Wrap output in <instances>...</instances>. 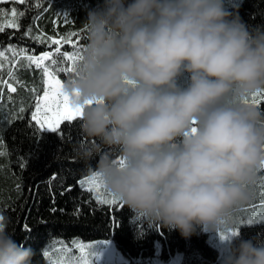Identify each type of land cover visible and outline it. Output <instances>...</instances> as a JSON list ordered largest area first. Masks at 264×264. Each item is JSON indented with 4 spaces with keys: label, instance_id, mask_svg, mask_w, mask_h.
<instances>
[{
    "label": "clouds",
    "instance_id": "9594fccd",
    "mask_svg": "<svg viewBox=\"0 0 264 264\" xmlns=\"http://www.w3.org/2000/svg\"><path fill=\"white\" fill-rule=\"evenodd\" d=\"M84 25L65 90L96 141L76 149L98 157L89 175L150 225L184 239L227 232L264 171V109L252 102L264 94V27L226 0H102ZM34 254L0 227V264ZM220 264H264V239L239 234Z\"/></svg>",
    "mask_w": 264,
    "mask_h": 264
},
{
    "label": "trees",
    "instance_id": "16d2710c",
    "mask_svg": "<svg viewBox=\"0 0 264 264\" xmlns=\"http://www.w3.org/2000/svg\"><path fill=\"white\" fill-rule=\"evenodd\" d=\"M101 2H0V10L15 8L23 12V17L16 18L19 28L0 32V50L5 52L0 59V141L6 153L0 156V215L5 217L17 243L34 251L32 264H50L44 248L55 238L112 239L130 264H149L155 259L169 264L178 255L182 264H220L221 252L211 244L208 234L184 239L179 232L134 216L124 203H97L95 194L80 185L98 160L85 161L77 156L81 144L96 143L82 133L81 119L71 122V126L67 121L62 123V138L59 133L37 130L39 126L31 118L38 98L47 89L46 77L25 56L54 53L57 45L50 40L60 39L57 65L49 67L66 83L71 77L58 71L67 66L62 53L78 50L67 41L84 49L88 35L84 21L88 11ZM228 9L238 13L250 29L264 27V0H244ZM3 22L7 24L11 18L5 16ZM9 48L17 50L16 55ZM9 85L16 90L11 91ZM256 105L264 109V98ZM240 234L264 239V224L245 226Z\"/></svg>",
    "mask_w": 264,
    "mask_h": 264
},
{
    "label": "snow or ice",
    "instance_id": "6c2138e0",
    "mask_svg": "<svg viewBox=\"0 0 264 264\" xmlns=\"http://www.w3.org/2000/svg\"><path fill=\"white\" fill-rule=\"evenodd\" d=\"M0 2H6V0H0ZM17 2L24 4L26 3V0H17ZM5 16L10 17L11 22L5 24L3 22V18ZM17 17H23V12H18L15 8H12L8 12L0 10V32H3L6 28H19V24L16 22ZM50 43L57 45L54 53L46 52L38 56H25L31 64H34L37 68L42 69L44 76L46 77L45 82L48 85L42 97L38 98L35 104V112L31 118L39 126L37 130L59 133L63 138V133L60 132L61 124L67 121L71 126V122H74L77 119H82L83 108L73 105L70 94L65 90V83L58 78L55 71L50 69L49 64L52 66L57 65L55 55L61 54V41L60 39H53L50 40ZM67 43L72 44L73 48H77L78 50L75 52H69L66 50L62 53L64 62L67 66L59 68L58 71L67 73L69 77L72 78L76 72V66L81 58L83 49L74 41L69 40ZM8 51L13 55H16L17 52V50L11 48H9ZM4 57L5 52L0 50V59H3ZM46 61L49 63H45ZM0 67H2V64H0ZM9 88L13 92L16 90L14 87H11V85H9ZM258 96L264 98V94ZM255 98L256 97L253 98V103H255ZM69 139H71V137H69ZM81 146H83V144H81ZM5 154L3 143L0 141V156ZM118 162L122 164L123 160L121 159ZM80 184L82 186L87 185V191L96 194L95 199L98 204L113 205L117 204L119 201L120 206H122L123 202L118 200L112 194H109L107 197L101 195V190L107 189L98 174L95 177L88 176L86 179L81 180ZM4 224L5 217L0 215V227H3ZM249 224H251V221H249ZM239 234L238 230H232L221 232L219 236L221 240L227 242ZM73 247L78 250L79 256L75 260L69 258L68 260L63 261L62 264H93V261L99 262L100 260H103L104 264H127V262L121 258L117 250H114L108 242L99 246H86L82 242L74 240ZM44 255L46 257L49 255L47 249L45 250Z\"/></svg>",
    "mask_w": 264,
    "mask_h": 264
},
{
    "label": "rangeland",
    "instance_id": "374dc122",
    "mask_svg": "<svg viewBox=\"0 0 264 264\" xmlns=\"http://www.w3.org/2000/svg\"><path fill=\"white\" fill-rule=\"evenodd\" d=\"M7 1L9 0H6V2ZM243 1L244 0H226V4L227 7L230 8L233 6L240 5ZM180 83L183 86H187V81L184 78L181 79ZM47 87L48 85L46 84V88ZM260 99L261 97L257 96L255 98V104ZM84 187L87 189V185H84ZM251 192L253 193V195L251 200L247 204L233 209L227 221L228 231L238 230L240 233L241 229L245 226H252L254 224H264V171L259 173L256 183L251 187ZM109 194H111L109 191L101 190V195L107 197ZM249 221H251V224H249ZM208 235L211 244H213L220 250L221 252L220 259H221L222 254L226 247V242L221 240L219 235H213V234H208ZM74 240L78 242H82L86 246L88 245L99 246L104 244L105 242H108V244H110V246L114 250L115 249L117 250L115 242L112 239L83 241L78 238H72V239L55 238L51 240L49 243H47L44 248V250L47 249L49 252V255L46 257L49 263L62 264L63 261L68 260L69 258L75 260L79 256V253L78 250L73 247ZM121 258H123L127 262V264H129L124 257L121 256ZM93 264H104V261L103 260H100L99 262L93 261ZM152 264H162V263L158 259H155L152 262ZM172 264H182V257L180 255L176 256V259Z\"/></svg>",
    "mask_w": 264,
    "mask_h": 264
},
{
    "label": "crops",
    "instance_id": "0c3cea01",
    "mask_svg": "<svg viewBox=\"0 0 264 264\" xmlns=\"http://www.w3.org/2000/svg\"><path fill=\"white\" fill-rule=\"evenodd\" d=\"M175 259H176V257H175ZM175 259H174V261H175Z\"/></svg>",
    "mask_w": 264,
    "mask_h": 264
}]
</instances>
